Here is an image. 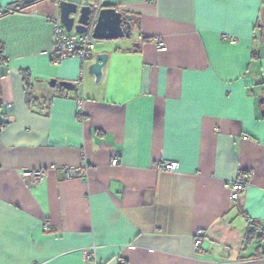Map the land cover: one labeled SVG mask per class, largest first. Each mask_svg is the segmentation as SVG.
Returning <instances> with one entry per match:
<instances>
[{"label": "crops", "instance_id": "0c3cea01", "mask_svg": "<svg viewBox=\"0 0 264 264\" xmlns=\"http://www.w3.org/2000/svg\"><path fill=\"white\" fill-rule=\"evenodd\" d=\"M94 2L131 28L94 38L78 88L80 61L52 60L55 1L0 0V264H264V0Z\"/></svg>", "mask_w": 264, "mask_h": 264}, {"label": "built area", "instance_id": "2783aa9c", "mask_svg": "<svg viewBox=\"0 0 264 264\" xmlns=\"http://www.w3.org/2000/svg\"><path fill=\"white\" fill-rule=\"evenodd\" d=\"M99 6L98 3H93V7L97 9ZM2 10H10L9 8H2ZM53 31H52V60L53 61H60L61 59L68 58V57H76L80 61L79 65V73L74 81L75 85L81 88L82 85V76L85 71V62L92 57L93 48L95 39L92 36V22L87 26L85 31L82 32H70L66 31L59 21L57 16L50 18ZM222 37L232 38L231 35H227L225 33H221ZM152 40L159 50H164L166 45L161 36L155 35L152 37ZM77 105H78V113L80 111V105L82 102V96L79 95L76 98ZM245 138V136H243ZM111 164H116L118 162V157L113 156L111 158ZM156 169L161 170H174L178 167V162L174 160L169 161H158L154 164ZM87 168L85 162L80 164L78 167L75 168H65V176L70 177L76 175L78 172H84ZM44 169L42 168H35V169H26L22 171L23 176H29L30 180L29 183H36L43 177ZM251 176L250 171H241L238 175L233 179H228L225 181L224 185L228 188L229 197L233 200L237 199L242 190L245 187L246 182ZM201 229L196 231V237H194L193 245L194 247L200 248V234ZM83 255L85 259H90L93 261V264H99L93 251L85 250L83 251ZM123 261L121 260L120 263Z\"/></svg>", "mask_w": 264, "mask_h": 264}, {"label": "water", "instance_id": "95a60500", "mask_svg": "<svg viewBox=\"0 0 264 264\" xmlns=\"http://www.w3.org/2000/svg\"><path fill=\"white\" fill-rule=\"evenodd\" d=\"M57 6L58 18L66 31H85L92 22V36L95 39H106L128 36L130 33L131 15L122 13L114 6L99 5L93 7L94 0H54ZM107 53L100 51L94 53L93 60L87 64V70L94 77V81L100 80L102 69L106 64ZM58 83L64 87L71 86V81L48 79V84L54 86Z\"/></svg>", "mask_w": 264, "mask_h": 264}, {"label": "trees", "instance_id": "16d2710c", "mask_svg": "<svg viewBox=\"0 0 264 264\" xmlns=\"http://www.w3.org/2000/svg\"><path fill=\"white\" fill-rule=\"evenodd\" d=\"M23 1V3L21 4H14L13 8H21L25 5L31 4L32 2H34L35 0H20ZM8 10H3L0 13H4ZM21 77H22V81H23V88H24V93H25V100L27 103H31L32 101L35 100V97L33 96V92H32V84L30 82V75L29 72L27 70H21ZM249 229H248V233H249Z\"/></svg>", "mask_w": 264, "mask_h": 264}]
</instances>
